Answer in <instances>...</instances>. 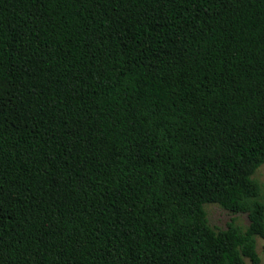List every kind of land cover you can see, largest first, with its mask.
Wrapping results in <instances>:
<instances>
[{"label":"trees","instance_id":"obj_1","mask_svg":"<svg viewBox=\"0 0 264 264\" xmlns=\"http://www.w3.org/2000/svg\"><path fill=\"white\" fill-rule=\"evenodd\" d=\"M262 164L264 0H0V264H259Z\"/></svg>","mask_w":264,"mask_h":264},{"label":"rangeland","instance_id":"obj_2","mask_svg":"<svg viewBox=\"0 0 264 264\" xmlns=\"http://www.w3.org/2000/svg\"><path fill=\"white\" fill-rule=\"evenodd\" d=\"M252 178L260 185L261 196L264 200V164L255 171ZM203 208L208 224L216 230L226 229L229 223H233L241 229H245L248 224L246 214L231 213L217 204H205ZM255 242L256 252L260 258L259 264H264V239L257 237ZM246 262L250 264L248 260Z\"/></svg>","mask_w":264,"mask_h":264}]
</instances>
